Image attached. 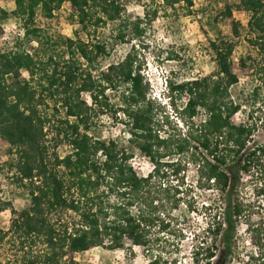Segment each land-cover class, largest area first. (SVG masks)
Listing matches in <instances>:
<instances>
[{
	"label": "trees",
	"instance_id": "16d2710c",
	"mask_svg": "<svg viewBox=\"0 0 264 264\" xmlns=\"http://www.w3.org/2000/svg\"><path fill=\"white\" fill-rule=\"evenodd\" d=\"M163 2L191 6V0ZM64 5L87 37L119 21L124 11L123 0H13L12 15L34 50L16 45L0 51V140L18 156L17 174L28 182L30 202L19 211L10 209V226L0 229V249L5 251L0 264H72L75 254L105 246V241L112 250L126 242L146 246L149 229H165L161 216L180 204L177 191L155 189L153 172L139 176L131 155L120 152L114 141L88 134L89 112L107 106L105 91L122 84L128 134L139 154L157 165V151L169 145V137L158 133L165 123L158 125L140 67L130 57L100 70L99 60L108 55L104 43L49 36L37 23L38 17L53 19ZM235 12L248 15L249 43L264 72V0H239ZM224 15L237 35L240 22L229 7ZM211 45L217 69L213 76L169 85L171 93L185 96V139L195 146L189 162L214 193L206 206L210 217L202 240L207 243L196 249V264H218L217 245L229 253L241 226L258 251L264 236V215L255 219V205L243 193L249 175L262 172L264 146L254 141L249 123L232 121L239 110L228 94L238 82L231 66L233 44L219 40ZM60 111L64 119L52 125L55 140L49 147V118ZM199 114L204 119L194 121ZM62 144L70 149L66 155L50 151ZM176 149L180 153L186 147L177 144ZM180 171L176 164L173 172Z\"/></svg>",
	"mask_w": 264,
	"mask_h": 264
},
{
	"label": "rangeland",
	"instance_id": "374dc122",
	"mask_svg": "<svg viewBox=\"0 0 264 264\" xmlns=\"http://www.w3.org/2000/svg\"><path fill=\"white\" fill-rule=\"evenodd\" d=\"M239 0H191V6L180 2L173 6L163 0H123L121 19L100 26L87 37L70 18L66 5L55 11L54 18H37V23L49 36L81 40L93 38L106 45L108 55L99 60L100 70L109 64L130 57L134 66L140 67V74L147 87V99L153 102L158 125L164 126L159 135L169 137V145L157 151L158 164L139 154L128 134V119L124 114L123 95L125 86L118 84L104 93L103 108L93 107L88 114V134L94 139L112 140L120 152L131 155L130 163L139 176L153 172L155 189L165 187L177 191L180 204L168 210L163 217L166 228L149 229L146 246H134L128 242L119 249L105 246L92 248L74 255L72 264H196L194 253L203 241L204 230L209 221L206 206L212 202L214 193L200 180L196 164L189 162L194 145L185 139L188 120L181 112L185 96L169 91L170 83H180L208 78L216 69L215 54L211 43L219 40L233 44L231 66L238 82L228 89L230 99L239 106L232 118L235 123H249L254 128L253 139L264 146V72L257 52L249 43L248 15L236 13ZM231 9L233 17L240 22L238 34L234 35L224 13ZM13 0H0V51L21 45L33 52L34 42L25 41L20 21L12 15ZM4 13V14H3ZM138 31V32H137ZM119 35H124L123 40ZM96 73V72H95ZM97 74V73H96ZM24 76V75H23ZM89 102V96L83 95ZM51 109V106H49ZM51 113V111H50ZM199 113H202L199 112ZM50 116L48 146L53 147L55 136L52 125L64 119L63 112ZM54 116V117H53ZM204 119L198 115L194 121ZM70 121L73 122L72 119ZM82 129V127H81ZM186 147L177 152L176 145ZM58 155H66L70 149L66 144L51 148ZM201 157L199 154H197ZM203 156V155H202ZM18 156L0 140V229L10 226V209L21 210L28 206L30 197L26 188L28 182L21 181L17 174ZM260 175L250 174L243 193L255 205L257 217L264 215V157ZM179 164L180 173L173 172ZM155 168V171H154ZM247 179V178H246ZM262 248L258 251L248 241L244 226L238 229L236 244L229 253L219 243L216 250L218 264H264V236L261 233ZM226 250V251H225ZM0 249V259L4 256ZM203 254L197 255L200 261ZM200 264V263H199Z\"/></svg>",
	"mask_w": 264,
	"mask_h": 264
}]
</instances>
